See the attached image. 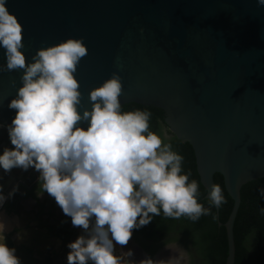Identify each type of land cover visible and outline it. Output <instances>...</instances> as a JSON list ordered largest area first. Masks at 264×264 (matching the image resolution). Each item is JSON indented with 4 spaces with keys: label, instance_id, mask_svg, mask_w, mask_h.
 <instances>
[{
    "label": "water",
    "instance_id": "water-1",
    "mask_svg": "<svg viewBox=\"0 0 264 264\" xmlns=\"http://www.w3.org/2000/svg\"><path fill=\"white\" fill-rule=\"evenodd\" d=\"M7 6L23 24L28 62L40 48L84 39L89 51L75 73L81 113L92 106L90 91L119 73L122 106L163 110L171 134L191 145L207 199L214 176H223L234 202L224 224L226 264H235L241 190L264 178V6L257 0H7ZM23 72H0V121L15 115L8 104ZM0 175L5 194L39 183L34 168ZM166 251L154 259H167Z\"/></svg>",
    "mask_w": 264,
    "mask_h": 264
},
{
    "label": "clouds",
    "instance_id": "clouds-1",
    "mask_svg": "<svg viewBox=\"0 0 264 264\" xmlns=\"http://www.w3.org/2000/svg\"><path fill=\"white\" fill-rule=\"evenodd\" d=\"M257 5L264 6V0ZM0 48L6 57L0 72L24 69L22 86L8 104L15 115L10 123L0 121L14 146L0 153V170L11 174L14 168H34L38 194L53 197L72 225L82 229L67 245V264H192L191 252L170 234L165 247L175 254L167 259L136 260L132 249H122L133 230L161 214L193 222L211 215L213 207L226 202L222 187L212 185L208 207L198 202L199 182L184 171V157L174 150L167 130H151L150 111H123L119 73L90 91L92 106L81 113L75 73L89 51L83 38L40 48L28 62L22 51L23 24L7 0H0ZM3 189L0 184V209L19 185L7 194ZM259 192L264 196V187ZM259 211L264 214V208ZM17 227L19 218L0 211V264H22L6 237Z\"/></svg>",
    "mask_w": 264,
    "mask_h": 264
},
{
    "label": "trees",
    "instance_id": "trees-1",
    "mask_svg": "<svg viewBox=\"0 0 264 264\" xmlns=\"http://www.w3.org/2000/svg\"><path fill=\"white\" fill-rule=\"evenodd\" d=\"M123 111L136 109L147 110L152 113L150 119L151 130L160 132L161 128L168 129L163 110L153 106H143L129 103L122 106ZM171 138L174 150L183 155V168L190 171V180L199 182L198 202L209 206L206 189L201 183L197 171L194 150L188 143H183L175 135L167 132ZM215 184L222 187L225 203L219 210L212 208L211 215H204L193 222L187 217L179 219L165 218L163 214L156 216L146 226L133 230V237L137 243L153 257L165 246V241L171 237L179 239V244L192 254V264H226L228 256V239L224 224L227 222L234 202L229 196L223 176H214ZM264 187V178L249 182L241 190V205L234 226L236 244L235 264H264V214L259 209L264 208V196L259 189ZM213 216L216 219H213ZM219 223H222L220 226ZM254 240V241H253ZM253 242V247H252Z\"/></svg>",
    "mask_w": 264,
    "mask_h": 264
},
{
    "label": "crops",
    "instance_id": "crops-1",
    "mask_svg": "<svg viewBox=\"0 0 264 264\" xmlns=\"http://www.w3.org/2000/svg\"><path fill=\"white\" fill-rule=\"evenodd\" d=\"M6 146V143L3 144ZM39 183L33 188H20L15 193L3 211L9 218H19V227L14 228L6 234L7 243L10 247L17 249V255L20 257L22 264H60L61 256L57 252L60 249L62 236L59 232H50L44 226L31 224L36 222V219L30 220L32 215H29L27 210H33L36 214L40 212L44 214V219L47 216H55L56 209L55 199L46 192L39 195ZM35 206L38 209H34ZM63 217L61 213L56 216ZM77 229H81L77 227ZM51 235H50V234Z\"/></svg>",
    "mask_w": 264,
    "mask_h": 264
},
{
    "label": "rangeland",
    "instance_id": "rangeland-1",
    "mask_svg": "<svg viewBox=\"0 0 264 264\" xmlns=\"http://www.w3.org/2000/svg\"><path fill=\"white\" fill-rule=\"evenodd\" d=\"M167 132L171 133L169 129H166ZM56 211L55 216H47L46 212V217L44 219V214H41L40 212H37L36 214L33 210H27L29 215H32V218L30 220L36 219V222H32L31 224H38L40 226H44L49 230H52V235L53 232H59L62 236V242L60 245V249L57 250L60 254L58 256H61V262L60 264H67V255L70 252V249L67 247L68 243L75 241L79 235L82 234V229H77L76 226L72 225L71 218L66 216V214L63 213L62 209L58 206V204L55 201ZM34 209H38L37 206H35ZM61 213L63 217H60L57 215V213ZM50 230V232H51ZM50 234V233H49ZM51 235V234H50ZM133 237V236H132ZM138 238H131L129 241L130 246H134L132 242L137 244ZM183 247V246H182ZM124 251V248L122 249ZM121 251V247L117 245V252L119 253ZM133 259H136V257H132ZM137 260V259H136Z\"/></svg>",
    "mask_w": 264,
    "mask_h": 264
},
{
    "label": "flooded vegetation",
    "instance_id": "flooded-vegetation-1",
    "mask_svg": "<svg viewBox=\"0 0 264 264\" xmlns=\"http://www.w3.org/2000/svg\"><path fill=\"white\" fill-rule=\"evenodd\" d=\"M166 129V128H165ZM168 136H169V134H168ZM5 139H4V143H6V146L7 147H14L13 145H11V142H10V139H9V137H8V134H7V131H5V137H4ZM5 146V147H6ZM133 238V237H132ZM138 244V243H137ZM139 245V244H138ZM140 246V245H139ZM134 247V246H133ZM141 247V246H140ZM263 247H264V245H263ZM135 248V247H134ZM142 248V247H141ZM164 248H166L165 246L161 249V250H163ZM184 248V247H183ZM185 249V248H184ZM161 250H159L156 254H158ZM187 250V249H186ZM166 253H167V257L169 258L170 256H172V255H174L175 253H173L172 252V250H170V249H168V252L166 251ZM155 254V255H156ZM149 255V254H148ZM154 255V256H155ZM154 256L152 257V258H154ZM144 259V257H143V255L139 252V259L138 260H141V259Z\"/></svg>",
    "mask_w": 264,
    "mask_h": 264
},
{
    "label": "bare ground",
    "instance_id": "bare-ground-1",
    "mask_svg": "<svg viewBox=\"0 0 264 264\" xmlns=\"http://www.w3.org/2000/svg\"><path fill=\"white\" fill-rule=\"evenodd\" d=\"M132 244L134 245L135 248L133 246H130V244L128 243L126 246H123L124 251H128L129 249H132L134 251V256L133 257L134 258L136 257V259L138 260L139 259V252L140 251H139L137 245L134 242H132Z\"/></svg>",
    "mask_w": 264,
    "mask_h": 264
}]
</instances>
